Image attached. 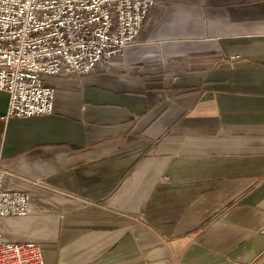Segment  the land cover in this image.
<instances>
[{"label": "crops", "instance_id": "obj_1", "mask_svg": "<svg viewBox=\"0 0 264 264\" xmlns=\"http://www.w3.org/2000/svg\"><path fill=\"white\" fill-rule=\"evenodd\" d=\"M108 69L0 119V220L44 264H264V0H153ZM8 94L0 91V117Z\"/></svg>", "mask_w": 264, "mask_h": 264}, {"label": "built area", "instance_id": "obj_2", "mask_svg": "<svg viewBox=\"0 0 264 264\" xmlns=\"http://www.w3.org/2000/svg\"><path fill=\"white\" fill-rule=\"evenodd\" d=\"M153 0H0V91L8 94L2 120L52 112L46 78L108 69L136 43ZM0 220L30 212V194L3 187ZM0 264H44L35 242L9 241L0 232Z\"/></svg>", "mask_w": 264, "mask_h": 264}]
</instances>
